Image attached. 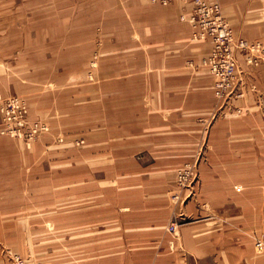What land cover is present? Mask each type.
Wrapping results in <instances>:
<instances>
[{
  "label": "rangeland",
  "instance_id": "rangeland-1",
  "mask_svg": "<svg viewBox=\"0 0 264 264\" xmlns=\"http://www.w3.org/2000/svg\"><path fill=\"white\" fill-rule=\"evenodd\" d=\"M221 2L237 37L264 43V0ZM181 6L0 0V94L49 126L29 143L7 135L22 182L0 200V264H190L184 239L207 223L264 255V81L247 114L236 85L217 95ZM170 32L184 53L169 56ZM237 56L238 80L264 74ZM172 114L169 150L136 142Z\"/></svg>",
  "mask_w": 264,
  "mask_h": 264
},
{
  "label": "built area",
  "instance_id": "built-area-1",
  "mask_svg": "<svg viewBox=\"0 0 264 264\" xmlns=\"http://www.w3.org/2000/svg\"><path fill=\"white\" fill-rule=\"evenodd\" d=\"M154 3L168 4L174 0H151ZM186 8L181 18L194 27L193 38L208 40L211 44L203 64L209 68L214 79L216 94L221 96L233 88L240 76L237 52L244 54L246 61L264 68V43L251 42L236 36L233 27L222 14L217 0H180ZM2 112L1 133L31 142L37 136L49 131V126L40 119L29 118V108L19 96L3 97L0 94ZM175 231L176 226L171 225Z\"/></svg>",
  "mask_w": 264,
  "mask_h": 264
},
{
  "label": "crops",
  "instance_id": "crops-1",
  "mask_svg": "<svg viewBox=\"0 0 264 264\" xmlns=\"http://www.w3.org/2000/svg\"><path fill=\"white\" fill-rule=\"evenodd\" d=\"M180 0H174L173 3L178 2ZM221 4L222 14L227 18V16L224 14L223 6L221 0H218ZM224 5H226L230 0H222ZM181 2V1H180ZM186 8L183 7V4L181 6V13L185 12ZM228 20V18H227ZM185 22L188 27L189 31H191V36L193 35L194 27L188 20H181ZM169 37H172L173 39H181V43L178 44L175 41L172 42L171 47L167 48L169 56L176 55L175 53H184V50L186 48V40L183 38L185 37L184 34L175 33L172 32L167 34ZM239 35V34H237ZM242 36V35H239ZM244 37V36H242ZM252 41H256L257 38L251 39ZM194 42V41H192ZM199 43V42H198ZM201 43V42H200ZM208 48L206 51V54L203 56L205 57L209 53L210 49V42L207 41ZM178 47H182L184 49H176ZM199 66L204 73L208 74L210 76L209 68L206 65H203L201 62ZM172 70L173 65L167 67V70ZM259 78L255 80L256 77L254 74H244L241 75L240 80L236 82V91L234 95V105L237 108V112L242 114H247L248 110V100L251 95H253L255 92H258V87L260 84H263L262 81H264V74L263 72L259 71ZM262 79V80H261ZM167 85H170L172 81L169 82V79L166 81ZM198 83H202L201 81H197ZM262 86V85H261ZM256 94V93H255ZM262 93H259L257 100L261 101ZM254 96V95H253ZM249 97V98H248ZM169 101V97L167 99ZM239 107V108H238ZM165 110H169V107L166 106ZM169 112V111H167ZM171 124H169V118L167 117L166 120H161L160 126H157L156 129L151 128L150 131L147 130L143 133V130L139 131L138 128L135 129V137L136 142L142 143V136L145 137V140H148V135H157L161 136V139L158 141L161 142V144H164V149L169 150V143L171 145L174 144V115L172 114L171 117ZM128 135L123 133L122 130V140L125 141V143L128 140ZM22 165L18 163L16 165L15 160V152H14V142L11 140V138L7 135H4L0 132V200H5L8 198H12L15 195V184L16 181L22 182V175L17 174L18 170H21ZM197 230H204L203 234L200 236H196L195 238H191L189 240L184 239V243L186 244V241L189 243V262L190 264H264V255L258 254L256 255L254 252V249L252 248V244L250 241L246 240L245 242L242 240L241 242L235 241L236 243L231 244V241L222 234H217L215 232L219 231L220 226L208 224H198L196 225ZM193 229V228H190ZM245 243V244H244Z\"/></svg>",
  "mask_w": 264,
  "mask_h": 264
},
{
  "label": "bare ground",
  "instance_id": "bare-ground-1",
  "mask_svg": "<svg viewBox=\"0 0 264 264\" xmlns=\"http://www.w3.org/2000/svg\"><path fill=\"white\" fill-rule=\"evenodd\" d=\"M211 47V46H210ZM205 57H203L202 59H201V62H202V64H203V59H204ZM204 65V64H203Z\"/></svg>",
  "mask_w": 264,
  "mask_h": 264
}]
</instances>
